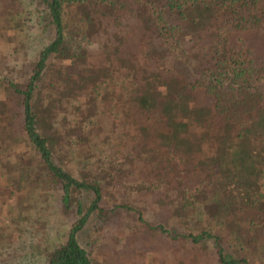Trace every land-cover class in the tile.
Instances as JSON below:
<instances>
[{
    "label": "trees",
    "instance_id": "16d2710c",
    "mask_svg": "<svg viewBox=\"0 0 264 264\" xmlns=\"http://www.w3.org/2000/svg\"><path fill=\"white\" fill-rule=\"evenodd\" d=\"M28 1L54 37L0 79V196L59 191L69 230L46 264H93L79 242L92 220L114 264H254L229 236L264 256V0ZM28 7L0 0V38ZM196 216L224 233L190 231Z\"/></svg>",
    "mask_w": 264,
    "mask_h": 264
},
{
    "label": "rangeland",
    "instance_id": "374dc122",
    "mask_svg": "<svg viewBox=\"0 0 264 264\" xmlns=\"http://www.w3.org/2000/svg\"><path fill=\"white\" fill-rule=\"evenodd\" d=\"M29 5L27 9L28 14L22 18H11L10 24L12 27H20L19 31H15V34L10 32L7 39L5 33L0 38V61L7 60L9 63L7 68L0 66V79L6 75V69L15 67L14 59H18L21 62L26 58L28 61H34L37 59L38 54L42 48L49 44L54 34L46 28L44 21V13L40 11L36 6L31 5V1L24 0ZM31 13V14H30ZM18 50L17 53H13L14 49ZM189 63L187 62V68L194 69L192 65L193 57ZM195 71V70H194ZM189 74V73H188ZM190 75V74H189ZM1 85V84H0ZM1 87V86H0ZM3 94V89L0 88V97ZM202 96V95H200ZM100 99L99 94H92V98ZM23 144H17V149L10 155L16 156L17 163L23 162L25 159ZM8 161L9 158H6ZM16 160V161H17ZM11 167L14 163H9ZM78 176V174L76 173ZM261 183L262 198H264V176ZM39 183H29L23 187L21 191L14 190L8 197L10 199L5 203L6 195L0 196V233L4 235L5 239H0V264H46L45 257L48 252H51L56 245L61 244L65 240V236L69 230L67 217L62 215L59 209L58 197L59 191L56 189H43L40 190ZM261 198V199H262ZM120 200L119 195L117 199L112 196H106V201L114 205ZM263 200V199H262ZM30 206L29 212L24 214L31 215V221L18 224L16 218L10 216L9 210L15 205ZM144 219L150 223L160 221L158 215L153 210L148 209V206L142 205ZM138 219L133 218L131 223L127 226L138 228L140 223ZM102 225H99L96 221L92 220L87 226L86 230L79 235V242L82 247L89 253L93 264H114L118 260L108 258L106 261L99 253L101 247V234L98 231ZM202 228H211L215 232L224 233L223 228L219 223H209L208 221H202L200 217L196 216L191 220L188 229L190 231L198 232ZM246 229H249L245 225ZM253 231V230H248ZM253 234V232L251 233ZM12 238L14 243H12ZM228 240L233 249L249 257L254 264H264V256L258 252L248 251L245 249L242 241L236 237L229 236ZM145 246V244H144ZM173 246H178L174 243ZM151 252V251H149ZM168 255V252H161L158 255H149L144 261L147 264H164V258ZM165 256V257H164Z\"/></svg>",
    "mask_w": 264,
    "mask_h": 264
}]
</instances>
